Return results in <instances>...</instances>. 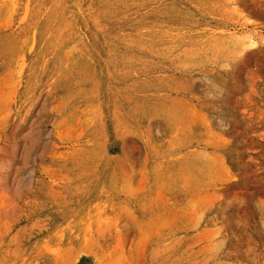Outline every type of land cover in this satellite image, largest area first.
Instances as JSON below:
<instances>
[{"label": "rangeland", "instance_id": "1", "mask_svg": "<svg viewBox=\"0 0 264 264\" xmlns=\"http://www.w3.org/2000/svg\"><path fill=\"white\" fill-rule=\"evenodd\" d=\"M17 263L264 264V0H0Z\"/></svg>", "mask_w": 264, "mask_h": 264}, {"label": "bare ground", "instance_id": "2", "mask_svg": "<svg viewBox=\"0 0 264 264\" xmlns=\"http://www.w3.org/2000/svg\"><path fill=\"white\" fill-rule=\"evenodd\" d=\"M23 66H24V65H23ZM17 70H18V69H17ZM1 187H2V186H1ZM4 197H5V196H4ZM11 205H12V204H11ZM6 208H8V209L6 210V214H11V213H12V209H14V208H12V207L9 208V204L6 205ZM6 214H5V215H6ZM17 264H19V263H17Z\"/></svg>", "mask_w": 264, "mask_h": 264}]
</instances>
